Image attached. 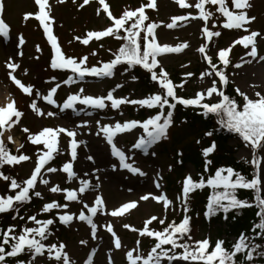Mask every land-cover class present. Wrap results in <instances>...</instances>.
Wrapping results in <instances>:
<instances>
[{"label":"rangeland","instance_id":"obj_1","mask_svg":"<svg viewBox=\"0 0 264 264\" xmlns=\"http://www.w3.org/2000/svg\"><path fill=\"white\" fill-rule=\"evenodd\" d=\"M83 2L84 0H62L61 3V0H48L51 8L50 15L53 16L50 26L66 56L74 57L77 61L87 57L84 66L98 67L101 59L104 63L112 60L110 55L105 57H109L108 59L102 58L104 50L114 51L117 47L119 49L120 45L108 43L111 42L110 36L103 37V39L105 38L103 45H107L105 49L99 46L100 39L97 40L95 37L90 38L87 45L81 41L82 33H85L88 38L89 31H98L99 29L102 31L112 24L107 13L100 11L99 0H89L88 4L79 7L78 4L81 5ZM105 2L109 4L110 11L116 17L121 16L125 10H135L150 3L149 0H105ZM248 2L251 7L244 11L255 19L239 29L225 28L223 25L227 17L214 9L205 8L206 11L213 13L207 21L201 17L197 19L195 15H199L200 11L194 6L197 0H186L188 6L183 8L176 0H157L156 8L145 9L149 17L147 24L155 22L158 25L154 29L157 43L172 46L182 43L187 45L180 52L162 53L157 56L159 65L156 71H159V67L162 66L169 78L174 71H179L183 75L192 74L187 76L185 87H183L184 93H180L182 88L175 87L176 95L194 98L196 92H204L214 80L222 90L223 83L215 75L217 68L225 71L229 83L235 89L239 88L249 97L255 99L256 92L264 94V60L260 59L264 56V0H248ZM3 3V19L9 25V36L7 38L0 37V100H4L1 104L14 100L15 107L23 115L17 123L9 121L0 126V133L3 134L0 136V140L9 143L15 150L25 143L23 153L29 159L16 163L17 176L15 180L18 184L22 185L30 178L39 162V156L47 151L43 142L33 143L29 139L30 135H38L46 127L74 129L77 133L75 137L78 144L76 158L73 160L71 155L72 138L68 137L66 132L60 133L57 137V151L53 153V158L44 165L38 174L34 188L29 190L30 199L15 204L14 207L24 205L17 220L23 229L43 226L42 223L38 224L36 221L30 220L29 217L32 216L41 222L53 220V223L47 226L46 239L41 241L46 247L42 255L36 256L35 264H63L62 258L57 260L55 257L56 249H53V254L50 257L47 247L52 244L58 246L60 243L65 245L61 251L67 253L70 264H85L90 255L92 264H109V260L112 264H130L126 255L128 251H133L134 256L146 257L157 241L155 237L141 235L138 230H142L146 221L152 216L158 217V220H154L148 225L150 230L154 231H162L167 224L181 221L185 214L182 204V182L186 176L190 175L193 180H199L201 177L207 180L210 175H214L217 168L225 166L222 164L228 160L221 161L219 157L228 150L235 161L251 162L253 159L252 149L246 147L240 137L234 135L228 138L225 143L217 140L212 132L214 121L210 123L202 119V108L199 107L197 111L198 106L185 107L176 104L171 118L172 123L167 129V136L151 145L147 152L132 147L141 135L147 136L140 125L129 131L117 133L113 137V143L125 153L126 162L139 167L144 174H134L128 169L120 167L119 158L112 154V145L108 143L101 127L115 125L117 122L123 124L131 120L142 122L155 115L160 109L158 107L148 109L147 106L132 103H121L118 108L114 109L111 107V101L107 100H105L106 107L104 109L86 106L79 101L70 109H62V105L71 94L80 93L81 95L106 97L110 90L115 98L140 100L162 91L159 82L150 80L148 81L149 86H147L141 80L132 79L135 75L130 71L132 66H129L127 62L118 64L113 69L112 76L97 77L90 74L78 78V74L69 69H53L50 62L53 55L48 52L51 43L44 45L48 38L43 26L37 22L35 15L25 19L26 13H36V10L34 11L35 0H3ZM226 4L229 5V10L241 11L234 9L231 0H226ZM218 7L220 6L218 5ZM173 16H186L187 19L177 21L173 28H168L167 24L172 22ZM205 25L209 30L221 34L209 40L207 35L202 33L201 27H205ZM248 28L249 30H247ZM253 31L261 34L256 38L258 55L255 58L248 55L252 45L247 47L240 43L233 45L234 41L245 35H250ZM20 36L24 38L23 44L19 43ZM76 37H80V39L78 40ZM201 45L206 46L205 53L199 52L198 49ZM225 48H230L228 55L230 63L226 67L220 65L221 60L218 56L219 50ZM51 51L53 52V50ZM205 55L211 57L212 62L216 64V69L211 67L205 59ZM10 61L18 65L15 70L8 68L7 65ZM237 65L240 66L237 67ZM10 71L25 86H32L31 94L24 93L15 84L9 76ZM142 72L143 78L146 80L148 74L144 70ZM202 72L212 74L201 76ZM69 76L73 77V81L64 84L62 81ZM181 83L178 82V84ZM56 85H59L53 94L56 103L51 104L43 97ZM81 90L83 91L81 92ZM217 100V95L213 94L211 97L205 96L203 102L214 103ZM33 101L40 113L43 114L32 109ZM166 107L167 105L165 110H167ZM178 110L180 116H178ZM49 112L55 113V115L49 116L47 114ZM192 113L197 118L194 121L189 118ZM213 116L217 117L215 114ZM12 120L15 121L16 117H12ZM84 121H87V124H84ZM25 128L29 131L25 132ZM206 133H211V135H206ZM8 137H12V139L9 140ZM213 144L215 145L214 150L205 155L204 149ZM258 155L264 157V151L259 152ZM206 161H210L207 164V170H205ZM69 162L72 163L73 171L76 173L73 177H69L63 171V165ZM260 167L262 190L264 191V159L260 161ZM48 168L56 170L49 172ZM253 169L256 170V166ZM13 173L15 174V170ZM2 179L0 177V195H11L9 189L7 190L8 184L5 185ZM8 181L10 182V180ZM81 181H87L89 185L83 193L79 192ZM57 186L61 191H51L53 187ZM66 190H75L78 199L68 201ZM216 191H223V187L221 186ZM35 192H40L41 196L37 197ZM148 193L152 195L163 193L172 203L165 210L162 202H157L151 197L147 200L140 199L141 196ZM212 194L213 188L205 184L204 187L191 192L187 201V215L191 217V240L187 242L195 247L194 241L208 238L210 240L209 251L214 248L215 242L218 239L223 240L224 236L223 227L218 223L213 224L212 219L205 215L208 198ZM97 196L102 197L104 206L93 216V222L97 226L95 235H93L91 225L86 221L79 220V214L84 211L86 215H91L89 209L94 206ZM131 201H137L135 208L127 210L121 215L113 216L111 214L113 210ZM192 202L197 208L192 209ZM48 203H58L61 207H54L47 213L43 207ZM64 214H72L73 220L67 224L62 223L59 217ZM159 219H164L165 224L161 225ZM57 222L63 226L56 230L54 224ZM108 225L112 226L116 236L119 237L120 248L115 247L114 237L107 231ZM124 225L130 227L125 228ZM23 229L12 232V235L18 236ZM36 238L40 239L39 236ZM81 241H86V243L82 244ZM169 246L165 245L164 247L170 248ZM182 251L183 249H178V253ZM137 264H143V261H137ZM161 264H189V262L183 260L169 262L163 258Z\"/></svg>","mask_w":264,"mask_h":264},{"label":"snow or ice","instance_id":"obj_2","mask_svg":"<svg viewBox=\"0 0 264 264\" xmlns=\"http://www.w3.org/2000/svg\"><path fill=\"white\" fill-rule=\"evenodd\" d=\"M180 7H187L186 0H176ZM234 5V9H240L241 11L237 12L234 10H229V7L226 4V0H197V3L194 5L195 8L199 9V16L207 21L210 16L213 15L212 12L205 10L206 4L219 5L218 11L223 14L224 17H227L224 27L228 29H239L243 28L246 23L255 19V17H250L244 11L246 8H250L251 4L248 0H231ZM35 3L38 5V11L33 13H26L25 19L30 16L35 15L40 24L43 25L45 34L47 35L48 41L51 43L53 50V56L51 58V67L53 69H71L73 73L78 74V78H83L85 74H91L97 77L101 76H112L113 69L122 62L126 61L129 66L141 65L146 69L151 76L153 81H158L160 89L162 91L153 93L148 97L140 100H128L127 98H115L113 92L110 90L107 96H92V95H81L80 93L71 94L67 97L62 105V109H70L74 107V104L79 101L83 105L92 106L98 109H104L106 107L105 100L111 101L112 108H118L121 103H132L139 104L141 106H147L149 108L158 107V111L155 115L150 116L144 121H126L123 124L117 122L115 125H103L101 131L107 138L109 144L112 145V154L119 158L120 167L128 169L134 174L143 175L139 167L134 166L132 163H128L125 153L118 148L113 143V137L117 133H122L129 131L132 128L140 125L144 132L147 134L145 137L141 135L137 141L133 144V148L142 149L144 152H147L149 147L162 138L167 136V129L172 123L173 109L176 106V103H180L187 106H199L203 110L204 115L215 114L219 118V123L230 132L238 134L246 147H250L253 152V159L251 163L256 166L255 174L253 178L247 179L240 172L234 171L232 167H219L215 170L214 175H210L207 180L201 177L199 180H193L190 175L186 176L183 180L182 186V204L184 215L179 223L175 221L167 224L162 231L150 230L148 225L154 220H158V217L152 216L149 220L146 221L145 227L140 231L141 235H147L149 237H155L156 243L151 248L150 252L146 257L141 255H133V251L127 252V259L130 264H137V261H143V264H161V260L166 258L167 261L171 262L174 260H183L189 262V264H252L254 254L264 256V251L256 252L257 248H264V245H257L254 243L253 238L249 237L245 233H241L239 237L231 244L230 248H225L223 240H217L215 242L214 248L209 251L210 240L208 238L194 241L195 247L189 244L187 241L191 240V217L187 215L188 211V197L189 194L195 191L198 188H202L205 184L213 188V194L208 198L206 216L211 217L218 211H222L227 216L229 211L235 210L237 215H241V210L245 207H252L253 204L247 199H240L237 196V189H250L254 190V200L255 206L258 208L256 213L259 217V222L255 225L256 229H259L258 235L264 238V195H262V177H261V167L260 161L264 157L258 155L259 152L264 151V94L260 92L255 93V99L249 97L247 93L242 92L239 88L236 91L240 94L242 98V103L237 99L225 94L224 91L220 90L216 81L214 80L210 87H208L204 92H196L194 98H183L175 93V87L173 81L169 78L168 73L163 69L162 66L159 67V73L156 71L159 61L157 56L162 53H172L180 52L187 45L186 43L178 44L172 46L169 44H159L156 42V37L154 34V29L158 27L155 22L145 24V21L149 20L145 9L146 8H156L157 0H150V3L136 8L135 10H125L121 16L116 17L109 11V4L105 0H99V3L102 5L103 10L107 13V16L111 19V26L107 27L102 31H89L87 37L82 40L84 44L89 43V39L95 37L99 40L102 37L114 36L122 38L125 43L118 49L117 53L114 54V59L109 62L103 63L101 67H87L84 66L87 57L81 58L77 61L76 58L66 56L60 45L57 42V37L53 35L52 28L50 26V21L53 19L50 16V5L48 0H35ZM89 0H84L83 4L80 7L88 4ZM3 10L4 3L3 0H0V35L7 38L9 36V25L3 19ZM99 13V9H98ZM191 15V14H189ZM186 16H173L171 18V23L167 24L168 28H173L176 25L177 21H185ZM132 21L131 25L128 26V22ZM121 30L127 33L126 36L120 37ZM141 32H145L146 35L141 37ZM203 33L207 35L208 39L211 40L212 37H218L221 33L213 32L205 25L203 28ZM259 32L253 31L250 35H245L237 41L233 42L240 43L247 47L252 45L251 51L248 53L251 57L255 58L258 55L256 47V38L260 36ZM151 37V39H149ZM80 39V37H76ZM146 42V43H145ZM19 43H24L23 36H20ZM205 45H201L198 49L199 52L205 53ZM231 47V46H230ZM39 50V48H38ZM230 48H225L219 50L218 56L222 61L223 65L226 67L230 61L228 59ZM205 59L211 65L213 69H216V64L212 62L211 57L205 55ZM261 60H264V56L260 57ZM8 68L15 70L18 65L14 62H8ZM240 65H237L239 67ZM127 70V69H126ZM212 73L202 72L201 76L211 75ZM186 76H191V73H186ZM215 75L219 77L220 81L223 82L226 87L229 83L228 76L225 74V71L216 69ZM9 76L18 85L24 93L31 94L32 86H25L19 79H17L12 72H9ZM136 79V77H132ZM73 77L69 76L66 80L62 81L64 84L71 83ZM183 82L181 83V86ZM59 85L51 88L47 95L43 98L51 104H55L56 101L53 99V94L56 92ZM119 87V85H117ZM83 90H81L82 92ZM213 94H216L218 97L217 102L214 103H205L203 102L204 97H211ZM39 95V92H37ZM171 98V102L170 99ZM15 101L9 102L6 107L0 106V126L7 124L9 121L11 123H17L19 118L23 115L15 106ZM167 105V114H164L165 106ZM31 107L33 110L37 111L39 114L40 110L37 108L35 101L32 102ZM49 116L55 115V113H47ZM12 117H16V120L13 121ZM162 121V122H161ZM87 124V121L83 122ZM99 123V122H97ZM10 126V125H9ZM25 132L29 130L24 129ZM66 132L67 136L71 139V155L73 160L77 156V141L75 139L77 133L74 129L67 128H44L38 135H30L29 139L35 143L40 144L43 142L46 145L47 151H44L42 155L39 156V162L37 163L34 171L31 173L30 178L23 182V185L18 184L14 178L4 176L3 173H0V177L4 180H10V189H20L15 196L13 195H0V213L13 210L16 202H23L29 200V190L33 189L38 178V174L41 172V169L44 165L53 158V153L57 151L58 140L57 137L60 133ZM3 134L0 133V136ZM206 135H211V133H206ZM9 140L12 137H8ZM22 147V146H21ZM215 145H211L208 148L204 149V154L207 155L209 152L214 150ZM29 157L27 155H10L6 149L3 140H0V165L7 162L8 164L17 163L20 161H26ZM89 159H91L89 157ZM210 161H206L205 170H207V164ZM56 169L48 168L49 172L55 171ZM63 171L73 177L76 173L73 171L72 163H66L63 165ZM226 173V174H225ZM233 176L235 177L233 179ZM47 183V181H44ZM223 187V191H216V189ZM89 187L87 181H81V187L79 192L83 193ZM159 187V184H157ZM53 192L61 191L57 187L51 189ZM67 191V200L75 201L78 199L77 192L75 190H66ZM37 197L41 196L40 192H35ZM151 197L157 202H162L165 210L172 203L165 194L152 195L151 193L141 196V200H147ZM179 199V197H178ZM226 201V203H225ZM104 206V201L102 197H95L94 206L90 207L91 215H86L84 211H81L79 214V220L86 221L92 228V234L95 235L96 224L93 222V216L97 214L98 211L102 210ZM137 206V201H131L124 203L120 208H117L112 211V215H121L125 211L133 209ZM59 208L61 205L58 203H48L44 205L43 210L49 211L52 208ZM67 207V205H64ZM235 218V217H233ZM30 220L36 221V223H42L43 226L40 228H24L23 231L18 235H12L15 226H9L7 230H0L3 234L4 244L9 242L11 238L14 243L11 244V250L6 251L4 244H0V264H7L6 257H18L19 254L27 251L29 254V260L20 261L17 260L16 264H35V258L37 255H42L45 249V244L41 241L46 239V229L48 225L53 223V220L49 219L47 221L41 222L37 221L35 216L29 217ZM60 221L64 224L69 223L73 220L72 214H64L59 217ZM161 225L165 224L164 219H159ZM125 228H129V225H124ZM107 231L112 234L114 237L115 247H121V241L116 233L113 231L111 225L107 226ZM39 236L40 239L36 237ZM187 238V239H185ZM183 241V242H181ZM82 244L86 241H81ZM165 245H170L171 248H165ZM48 247L49 256L53 254V249L55 251V257L57 260L63 259V264H70L69 257L67 253H63L61 250L65 247L63 243L52 244ZM183 249L182 252L177 253L175 249ZM238 254H243V258L237 260L236 257ZM85 264H92V256L90 255L85 261ZM109 264H112L109 260Z\"/></svg>","mask_w":264,"mask_h":264},{"label":"trees","instance_id":"obj_3","mask_svg":"<svg viewBox=\"0 0 264 264\" xmlns=\"http://www.w3.org/2000/svg\"><path fill=\"white\" fill-rule=\"evenodd\" d=\"M116 49L114 50V52ZM132 70L134 71V74L142 81L143 78V70L146 71L145 69L141 68L140 66L134 65L132 67ZM147 77V76H146ZM171 77L176 81L180 79L178 71H174L171 74ZM226 94L237 99L240 102V98L238 97L236 91L232 87V85L228 84L226 86ZM178 116H180L179 110ZM214 114H209L206 115L204 121H208L212 123V117ZM190 120L194 121L195 116L194 113L190 115ZM218 122L219 118L216 117ZM214 137L217 138V140H220V142L225 143L226 140L232 136V132H230L228 129L224 128L220 123L218 124L217 128L212 130ZM7 151L9 152L10 155H22L23 150L25 147V143L22 146V148L18 149L17 151H14L11 147L10 144H5ZM229 149V148H228ZM227 149V150H228ZM226 155V157H225ZM219 159L222 160H228L227 162L223 163L222 165H225L223 167H232L234 171L240 172L242 175H244L247 179L250 178L252 171L250 170L249 165L246 162H238L235 161L231 156H230V150L225 151V154L220 155ZM18 163V162H17ZM15 170V174L13 173ZM17 167L16 163L13 164H8L7 162L3 163L0 165V173H3L4 176H11V178H16L17 176ZM235 177L233 176V179ZM6 184L9 183L8 180L2 179ZM262 195L264 193L262 192ZM237 196L240 199H247L249 202L253 204L252 207H245L241 210L242 214L237 215L235 210L229 211L227 213V216H225V213L222 211L216 212L214 215L211 216L212 223L213 224H219L223 227L224 234L227 236H234L235 240L239 237V235L243 232L249 237L253 238V241L257 245H264V238H262L259 233V229L255 228V225L259 222V217H257L256 213L258 211V208L255 206V200H254V190L250 189H237ZM23 204L17 208H14L13 210H10L7 213L0 214V230H7L9 226L14 225V221L18 220V217L21 215L23 211ZM192 209L197 208L196 205L192 202L191 204ZM235 217V218H233ZM16 223V222H15ZM14 243V241L9 238V242L7 244H4L3 241V234L0 232V244H4V247L6 251L11 250V244ZM233 242H230L229 239L227 240V244H232ZM171 248V246H169ZM178 249H175V251L178 253ZM264 251V248H257L256 252ZM28 252L25 251L21 254H19L18 257H6L7 264H16L17 260L24 261L25 258L27 257ZM243 258V254H238L236 259L240 260ZM252 264H264V256L256 255L254 254L253 256V261Z\"/></svg>","mask_w":264,"mask_h":264},{"label":"bare ground","instance_id":"obj_4","mask_svg":"<svg viewBox=\"0 0 264 264\" xmlns=\"http://www.w3.org/2000/svg\"><path fill=\"white\" fill-rule=\"evenodd\" d=\"M2 101H4V100H3V99H1V100H0V104H1V103H3ZM9 102H11V101H8V102H6L5 104H1L0 106L6 107V106H7V104H8Z\"/></svg>","mask_w":264,"mask_h":264}]
</instances>
